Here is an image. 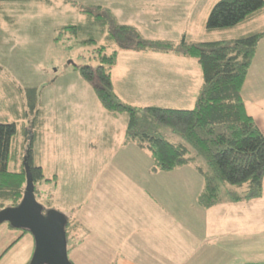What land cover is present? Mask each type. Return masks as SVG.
Masks as SVG:
<instances>
[{
    "label": "rangeland",
    "instance_id": "374dc122",
    "mask_svg": "<svg viewBox=\"0 0 264 264\" xmlns=\"http://www.w3.org/2000/svg\"><path fill=\"white\" fill-rule=\"evenodd\" d=\"M218 1L0 0V123L17 125L10 169H19L27 145L32 142L33 164L42 167L44 174V179L36 183L38 202L45 211L56 209L72 216L73 223H77L75 218L82 223L76 238L68 236V255L73 264H105L116 255L115 246L127 236L140 242L136 232L129 233L128 224L139 223L137 215L149 222L155 214L148 213L153 211L150 200L140 197L135 186L143 188L160 171L148 148L126 138L128 113L106 110L94 83L85 80L77 67L99 65L101 46L107 47L103 54L117 51V64L112 70L114 91L123 102L138 107L192 109L204 85L198 59L175 51L122 48L109 38L112 24L104 21L101 14L107 10L116 23L135 26L146 39L175 44L183 38L193 43L232 41L256 30L264 31V10L234 28L207 30L208 17ZM30 89L37 92L34 106ZM158 129L165 139L185 143L174 130L163 126ZM27 130L28 136L24 133ZM190 168L193 176H181L178 169L158 173L159 191L183 180L176 193L199 195L205 181ZM158 184L152 183L166 208L176 216L184 214L176 210L186 208L188 196L179 195L176 200L170 198L172 192L168 191L166 198L163 191L162 198ZM229 189L241 191L228 185L222 197L228 196ZM226 199L221 202L224 205L207 213L210 230L232 219L237 205ZM156 215L161 216L158 209ZM195 220L206 222L207 217ZM260 223L264 226L263 217ZM187 225L204 235L200 225ZM20 234L21 230L12 229L9 223L0 225V264H21L27 249L33 247L35 239L30 233L27 239L13 244ZM156 235L148 233L146 237ZM248 239L244 240L250 243L243 246L244 259L252 257L247 253L249 249L264 264V238L256 243ZM220 241L214 243L219 245ZM181 247L187 257L185 264H217L211 263L212 256L205 254L207 249L191 255L183 243ZM145 260L150 259L145 256ZM170 263L180 261L176 258Z\"/></svg>",
    "mask_w": 264,
    "mask_h": 264
},
{
    "label": "trees",
    "instance_id": "16d2710c",
    "mask_svg": "<svg viewBox=\"0 0 264 264\" xmlns=\"http://www.w3.org/2000/svg\"><path fill=\"white\" fill-rule=\"evenodd\" d=\"M263 10L264 0H219L212 8L206 28L209 31L231 29ZM101 16L112 24L109 38L122 48L163 53L175 51L198 59L202 68L204 85L194 108L177 109L138 107L123 102L114 91L112 78L118 53L103 54L107 50L105 45L98 48L102 53L99 65L78 66L83 78L94 83L106 110L128 113V141L148 148L156 167L162 171L196 165L205 181L204 191L199 196V204L205 208L219 205L225 198L240 202L262 197L264 133L249 114L242 90L264 31L250 32L232 41L193 43L183 39L180 44H175L169 40L146 39L135 27L116 23L107 10ZM29 96L34 99V106L38 99L36 90L30 89ZM161 126L177 132L185 143L165 139L158 129ZM29 132L24 131L27 136ZM16 134L15 123H0V210L19 205L27 184L24 159L19 169L17 166L10 169L12 141ZM32 147L29 142L25 153L29 154L36 188L44 174L42 167L33 164ZM228 185L241 188V191L229 189L224 198L222 192ZM73 224L72 220L68 221L67 238Z\"/></svg>",
    "mask_w": 264,
    "mask_h": 264
},
{
    "label": "crops",
    "instance_id": "0c3cea01",
    "mask_svg": "<svg viewBox=\"0 0 264 264\" xmlns=\"http://www.w3.org/2000/svg\"><path fill=\"white\" fill-rule=\"evenodd\" d=\"M249 90L250 93H247ZM242 93L249 114L254 118L264 133V36L258 44L257 52L252 61V65L247 80L243 86ZM190 167L194 168L200 174L196 165L194 164H189L176 169L181 171V176H184L183 173H189V171H191ZM162 172L164 171L160 170L154 176L155 178H149V180L147 179L149 182L147 184H143L145 185L143 186L144 189L138 185L135 186V188H138L140 192L138 193L140 197L150 200L149 203L153 208V211L148 213L155 214L152 218H150L148 214L150 219L149 222L148 220H145L146 222H144V219H142L143 215H137L139 223L136 221V225H132V223L128 224L130 226L129 233H131V231L136 232V235H139L140 242H135L133 240V236H127L121 244L119 243L118 246H115V249L117 250L116 255L109 257V261L105 260V264H171L170 260H176V258L179 259V264H185L187 257L184 253V249L181 247L182 243L185 248L190 249L191 255L195 254L196 252H203V250L207 249L205 254L212 256L211 263L260 264V258L258 255L256 258H254L253 250H247V253L252 254V257L247 259H244L242 253H244L243 246H249L250 244L244 242V240H247L249 236L252 235V238L248 240L254 243L257 242V239H261V237L264 238V226H262L261 223L259 224V218H264V188L263 195L260 198L253 199L251 201L235 202L237 206H234L233 208L232 219L230 222H225L224 224L219 223L213 227V230H210L209 215H207V213L213 208L217 207V205L211 208H205L201 206L199 204V196L203 191L196 196H191L185 193H176L182 188L181 183H183V180L177 181V186L170 185V188H164L159 191L161 189V185L158 184V179L160 177L158 178L157 176L158 173L163 175L161 174ZM189 176H193V174L189 173ZM189 176H187V178ZM161 180L162 178L160 181ZM154 182L158 184V191L161 193L162 198H164L162 194L163 191L164 193L166 191V198H169L168 191H170L169 193L172 192L170 196L171 199L174 198L177 200L179 195H181V198H187L188 196L189 203L187 204L186 208L183 210H176L177 212H183L184 214L178 215V217L176 216L175 212H171L169 208H166L163 200H161L159 196L156 195L157 191H155L154 186L152 185ZM174 208L177 209V206L174 205ZM156 209L159 210L161 216L156 215ZM186 214H188V217H186ZM67 216H69L70 219L73 218L70 215ZM204 216L207 217L206 222L203 220H201V222L200 220H195L196 218H202ZM75 220L77 223H75V225L73 224V229L70 231L69 235V237L73 239L79 234L78 231L80 229L82 230L83 228L82 223L76 218ZM134 220L136 219L134 218L133 222ZM162 224L165 227L161 226ZM187 224L200 225L202 229L201 231L204 233V235L198 233L197 229H192L193 227L191 226V228H189ZM154 232L157 234L156 237H146L148 233ZM254 233L256 234L255 237L253 236ZM28 237H30L29 233H24V231L21 230V234L13 244L17 243L19 240L21 241L27 239ZM213 237L214 239H212ZM144 240L147 241L144 243ZM218 240H221L219 245L214 243ZM216 246L217 251L215 252ZM34 251L35 244H33V247L30 246L27 249L24 257L21 260V264H28L34 254ZM5 252H7V250ZM202 254L203 253H201V255ZM145 256L150 260H145ZM204 257L206 256L204 255Z\"/></svg>",
    "mask_w": 264,
    "mask_h": 264
},
{
    "label": "water",
    "instance_id": "95a60500",
    "mask_svg": "<svg viewBox=\"0 0 264 264\" xmlns=\"http://www.w3.org/2000/svg\"><path fill=\"white\" fill-rule=\"evenodd\" d=\"M27 184L24 195L15 207L0 210V225L9 223L12 228L28 230L35 239V251L30 264H73L68 255L66 214L56 210H44L36 198L34 176L29 154L24 157Z\"/></svg>",
    "mask_w": 264,
    "mask_h": 264
}]
</instances>
